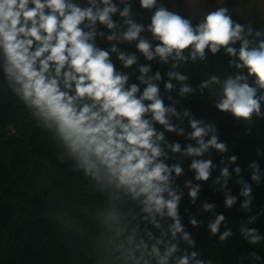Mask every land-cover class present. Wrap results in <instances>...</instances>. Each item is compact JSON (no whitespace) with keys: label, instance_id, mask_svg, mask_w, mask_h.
<instances>
[{"label":"clouds","instance_id":"1","mask_svg":"<svg viewBox=\"0 0 264 264\" xmlns=\"http://www.w3.org/2000/svg\"><path fill=\"white\" fill-rule=\"evenodd\" d=\"M256 3L264 6V0ZM218 54L227 57V70L190 86L181 68ZM154 64L169 67L162 74ZM174 91L180 98L207 91L214 108L233 120L264 121V16L245 17L231 0H0V104L23 112L52 142L60 165L99 197L67 222L86 246L85 259L216 264L198 247L203 226L220 247L239 237L253 249L241 259L264 264V234L248 226L264 210L235 232L223 212L205 223L182 211V160L191 158L194 175L183 186L196 205L215 168L203 157L228 147L215 123L187 108L177 111ZM185 119L188 131L181 126ZM166 133L188 143L169 142ZM237 159L228 157L213 180L224 178L221 189ZM248 167L251 182L260 186L258 162ZM233 171L240 176L242 169ZM237 183L240 209L251 213L252 184L242 176ZM224 195V207L232 209L237 196L230 190ZM215 207L204 202L198 211L213 213Z\"/></svg>","mask_w":264,"mask_h":264},{"label":"trees","instance_id":"2","mask_svg":"<svg viewBox=\"0 0 264 264\" xmlns=\"http://www.w3.org/2000/svg\"><path fill=\"white\" fill-rule=\"evenodd\" d=\"M168 67L154 64L153 71L159 69L163 74ZM226 70L227 57L219 54L216 57L210 56L206 62L181 68L182 72L187 71V83L192 87H197L208 75H222ZM161 90L163 92V84ZM172 96L180 100L175 105L178 112L182 113L187 108L197 119L215 123L219 140L228 147L227 153L213 150L211 157H203L211 159L215 165L212 176L209 181L202 182L196 205L190 203L185 193L182 211L187 209L189 214H197L205 223L213 218L214 213L223 212L227 217V226L235 232L249 215L264 210V155L256 154L257 149L264 152V121H253L249 125L233 120L228 114L214 108V100L207 91L204 95L197 91L186 98L178 97L174 91ZM165 102L170 103L167 100ZM181 126L189 130L187 119ZM165 138L182 145L188 143L183 136L174 133H166ZM232 155L238 159L236 164L229 166L231 178L227 188L221 189L224 178L221 177L219 184L213 183V180L220 175V169L228 164L227 158ZM222 159L224 163H221ZM252 161L258 162L260 166V186L250 180L252 170L248 165ZM190 162L186 158L182 160V165L192 180L194 174L189 170ZM236 166L242 169L240 176L233 171ZM241 176L252 184L254 199L250 205L253 210L251 213L240 209L242 198L239 197V190L242 185L237 181ZM177 183L184 191L181 178ZM229 190L230 195L237 196V204L232 209H226L223 203L225 191ZM98 199L95 193L85 187L83 181L60 165L52 142L33 128L23 112L10 103L0 104V264H93L91 260L85 259L86 246L77 241L67 222L78 215L81 205L86 206ZM198 202L214 203L216 207L213 213H200ZM248 226L259 228L261 234H264V215L258 217L255 224ZM197 241L204 256L213 258L216 264H247L241 255H246V250H253L239 237L228 241L227 247H220L215 238L207 235L203 226L199 229ZM260 254L264 256V250Z\"/></svg>","mask_w":264,"mask_h":264},{"label":"rangeland","instance_id":"3","mask_svg":"<svg viewBox=\"0 0 264 264\" xmlns=\"http://www.w3.org/2000/svg\"><path fill=\"white\" fill-rule=\"evenodd\" d=\"M231 3L236 7L237 12L243 13L245 17L249 15H257V16H264V6L257 5L256 0H231ZM213 154V150L209 153L205 154V158L211 157ZM210 155V156H209ZM184 158L183 160H185ZM191 160V158H189ZM183 185L185 180H190L186 174L180 177ZM194 183V182H193ZM185 193L187 194V189L184 188ZM201 204L198 202V208H200Z\"/></svg>","mask_w":264,"mask_h":264}]
</instances>
